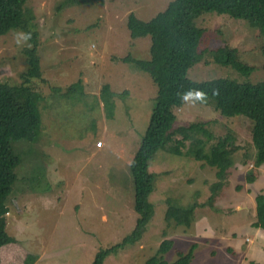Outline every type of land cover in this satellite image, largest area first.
<instances>
[{"label": "rangeland", "instance_id": "rangeland-1", "mask_svg": "<svg viewBox=\"0 0 264 264\" xmlns=\"http://www.w3.org/2000/svg\"><path fill=\"white\" fill-rule=\"evenodd\" d=\"M171 1L23 4L35 15L30 28L39 34L43 75L32 88L40 133L35 141L14 142L21 163L8 196L7 232L19 246L15 252L1 249L0 264L9 257L20 264L21 249L26 250L25 264H92L98 250L121 242L133 230L137 215L129 162L149 124L157 87L148 74L121 59L150 58L149 37H130L129 13L146 22ZM195 27L203 31L200 49L206 55L190 69L191 81L242 80L210 54L219 48L233 49L239 61L253 68L252 83L264 81V29L216 11L201 13ZM29 47L22 29L0 35V83H22ZM79 81L78 92L64 94ZM106 84L123 95L116 99L112 118L101 100ZM176 114V129L206 123L216 139L181 132L154 153L148 162L155 176L148 197L152 218L139 242L104 264H145L167 238L176 242L170 261L197 244L195 264H264V232L253 227L256 192L264 193V164H257L253 122L244 116L222 117L211 100L194 96ZM213 144L229 152L231 167L211 207L218 167L195 154L202 150L208 155ZM249 170L257 175L253 183L246 179Z\"/></svg>", "mask_w": 264, "mask_h": 264}, {"label": "trees", "instance_id": "trees-1", "mask_svg": "<svg viewBox=\"0 0 264 264\" xmlns=\"http://www.w3.org/2000/svg\"><path fill=\"white\" fill-rule=\"evenodd\" d=\"M25 2L26 0H0V35H5L10 30L22 29L31 44V47L25 50L29 68L22 74V83L17 86L0 83V246L12 240L7 232V201L17 179L15 169L21 163V156L15 150L14 142L35 141L40 133L38 102L32 88V82L41 79L43 75L39 34L30 28L35 15L30 9L23 7ZM205 11L228 13L235 19L264 29V0H173L164 10L146 22L138 19L134 13H129L130 37L133 40L149 37L150 58L143 61L127 56L121 61L148 74L157 87V96L149 124L129 162L133 183V210L137 215L134 228L121 242L98 250L92 264H104L110 256L117 255L142 239L152 218L148 197L153 191L155 176L149 170L148 162L154 153L181 132L198 134L210 140L216 139L206 123H194L189 127L176 129V109L183 107L188 96L211 100L216 112L222 117L232 119L244 116L250 119L253 122L252 134L257 164H264V81L252 83L249 80L253 68L239 61L233 49L219 48L210 54L217 62L234 70L241 81L214 78L196 83L188 78L190 69L206 55V52L200 49L203 31L195 27V19ZM261 52L264 68V46ZM80 83L79 81L72 84L64 94L72 95L78 92ZM121 96L123 95L114 93L108 84L102 88L101 100L108 118L113 117L116 99ZM195 155L199 159L206 158L210 165L218 167V182L212 186L208 201L212 207L228 181L231 167L229 152L221 145L213 144L208 155H204L202 150H197ZM246 179L253 183L257 179L255 171L249 170ZM255 202L256 222L253 227L264 232L262 191L256 192ZM175 246V240L164 239L145 264H195L194 253L197 244H192L187 253L178 251V258L170 261L168 254ZM229 251L231 252V249Z\"/></svg>", "mask_w": 264, "mask_h": 264}, {"label": "crops", "instance_id": "crops-1", "mask_svg": "<svg viewBox=\"0 0 264 264\" xmlns=\"http://www.w3.org/2000/svg\"><path fill=\"white\" fill-rule=\"evenodd\" d=\"M15 241V239H13V240H11L10 242H8V243H6V244H4V245H2V246H0V250L1 249H4V248H8V249H10V251H14L15 252V246L17 247V245H18V239L16 240V242H14ZM11 243H13V244H11ZM12 246H14V247H12ZM19 246V245H18ZM22 248V247H21ZM22 250V255H21V258H22V260H20V264H25V260L27 261V259H25L26 258V250L25 249H21ZM29 256V255H28ZM12 257H9V258H7L6 260H5V262L4 263H2V264H12L11 263V259Z\"/></svg>", "mask_w": 264, "mask_h": 264}, {"label": "built area", "instance_id": "built-area-1", "mask_svg": "<svg viewBox=\"0 0 264 264\" xmlns=\"http://www.w3.org/2000/svg\"><path fill=\"white\" fill-rule=\"evenodd\" d=\"M98 143H99V145H101L102 144V141H99Z\"/></svg>", "mask_w": 264, "mask_h": 264}]
</instances>
